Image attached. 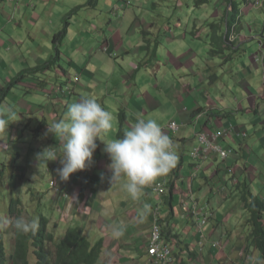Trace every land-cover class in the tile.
I'll return each instance as SVG.
<instances>
[{"label": "crops", "instance_id": "0c3cea01", "mask_svg": "<svg viewBox=\"0 0 264 264\" xmlns=\"http://www.w3.org/2000/svg\"><path fill=\"white\" fill-rule=\"evenodd\" d=\"M99 1L0 0V90L24 72L0 100V109L7 110L0 118L16 125L1 132L0 141L14 142L33 125L31 147H53L60 157L62 143L48 126L66 118L69 104L91 96L113 115L105 141L122 138L137 115L162 127L175 121L178 131L167 135L177 145V163L133 200L123 180L109 183L110 160L97 140L93 165L60 180L65 196L50 187L41 203L30 204L83 226L92 243L102 239L95 264H153L147 245L154 210L163 238L173 248L172 264H264L248 239L251 214L244 199L249 189L264 200V24L262 29L259 25L264 0H214L199 8L156 0L151 9L150 0H140L132 20L127 18L133 5ZM64 27L65 36L54 39ZM56 50V64L45 68ZM72 77L77 80L73 93L79 94L67 99L62 88L69 87ZM50 89L48 100L36 98ZM201 131H218L221 145L233 153L226 160L213 154L194 160L189 153ZM38 141L43 145L38 147ZM48 166L60 179V159ZM158 182L162 194L154 191ZM32 183L39 188L36 177ZM205 211L208 219L201 224ZM50 220L56 221L54 214ZM113 226L123 227L118 238L111 234ZM216 241L220 246L213 247Z\"/></svg>", "mask_w": 264, "mask_h": 264}, {"label": "clouds", "instance_id": "9594fccd", "mask_svg": "<svg viewBox=\"0 0 264 264\" xmlns=\"http://www.w3.org/2000/svg\"><path fill=\"white\" fill-rule=\"evenodd\" d=\"M132 2L133 0L128 5L121 3L120 6L126 7ZM228 39L233 40V36L230 35ZM0 112L3 110L0 109ZM8 115L11 116L10 109ZM8 124V120L0 118V132H6ZM112 127V113L105 110L95 97H82L68 105L65 119H60L47 128L62 143V155L57 157L54 148L48 147L37 155V160L47 166L49 161L60 159L62 167L57 169V173L61 180L67 181L71 174L93 165V154L98 146L96 141H102L110 160L107 165L110 172L109 183L123 180L122 187L127 194L131 199L139 200L145 187L167 175L175 167L178 149L167 135L173 133L165 132L157 120L137 115L135 123L124 132L122 138L105 141L102 137ZM9 226L21 233H35L39 228V219L18 217L14 222L9 219L0 220V230ZM111 234L118 238L123 234V227L113 226ZM216 242L219 244L213 247L220 246V242Z\"/></svg>", "mask_w": 264, "mask_h": 264}, {"label": "trees", "instance_id": "16d2710c", "mask_svg": "<svg viewBox=\"0 0 264 264\" xmlns=\"http://www.w3.org/2000/svg\"><path fill=\"white\" fill-rule=\"evenodd\" d=\"M122 3L124 0H120ZM186 5L192 4L193 7L199 8L204 5L215 3L214 0H185ZM154 6L156 5V0H150ZM80 6L76 8L71 13L75 12L77 9H81ZM69 15L64 18L65 26H67V19ZM66 34V28L64 27L62 32H58L54 39L63 38ZM227 36V34H226ZM58 51L53 54V58H57ZM43 68L36 67L34 70L28 71L33 72ZM25 72V73H28ZM24 76V72H21L19 75L14 77L0 93V96H5L9 90L14 86L19 78ZM2 98L0 97V100ZM119 120H123V117L120 116ZM39 128V126L37 127ZM230 150L227 158L233 153L232 148H226ZM226 158V159H227ZM225 159V160H226ZM46 174H49V185L56 192L63 194L65 196V191L60 187V180L51 173V168L47 165ZM50 187L48 189H50ZM40 188V187H39ZM37 188V189H39ZM22 189V188H20ZM31 189L29 186L26 189L28 191ZM36 189V188H33ZM42 189L43 191H41ZM36 193L30 192V201L42 202L43 195L48 189L40 188ZM247 194L244 197L246 206L251 214V217L248 219V223L251 225L250 234L248 239L253 243L259 252L262 260L264 261V200L259 198L257 195L253 194L249 189L246 190ZM35 218L39 219V228L35 233H21L17 231L13 226L11 233L13 234V242L9 246L6 245L5 236L0 232V264H95L98 260L101 249H102V239H98L95 242H91L84 232V228L81 225H70L64 221L63 217L60 214V218L57 213V220L52 224L50 220L52 212L49 214L50 218L42 212V208L39 205L36 210ZM157 219H154L152 213V222L151 227L154 221L160 224L158 210ZM25 208L22 207V202L19 197L10 196L8 201V217L9 220L15 221L18 217H25L26 214ZM30 214V213H28ZM30 216V218H33ZM2 220V219H0ZM52 224V225H51ZM57 226L58 232L51 230L50 226ZM161 227V225H160ZM59 229L62 230L60 233ZM151 231V229H150ZM60 233V237L58 234ZM161 235L162 228H161ZM148 253V252H147Z\"/></svg>", "mask_w": 264, "mask_h": 264}, {"label": "rangeland", "instance_id": "374dc122", "mask_svg": "<svg viewBox=\"0 0 264 264\" xmlns=\"http://www.w3.org/2000/svg\"><path fill=\"white\" fill-rule=\"evenodd\" d=\"M101 3H103V0L99 1V5H101ZM142 3L143 2H140V0H134L132 2L131 5L133 6L129 7V10H132V17H129L127 19H131V20L133 19L138 5ZM185 5H186L185 0L179 1L180 7H183ZM147 7L151 9L150 2L147 3ZM149 14L155 15V12H151ZM174 17H176L175 14L172 17V20ZM68 20H69V17H68ZM263 24H264V20H261L259 23L260 29H262ZM76 39L77 37L73 34L72 40H76ZM251 44L253 46L252 48L256 49V45L254 41H252ZM77 48H78V53H80L82 49V44H80ZM62 52H64V50H62ZM56 62H57V58H53V55H52L51 59L48 60V62H46L43 66L45 68H47L50 65L54 66ZM64 80H65V77H64ZM76 82L77 80L75 79V77H72L69 87H66V85H63L62 93H64L66 90L67 93L65 94V96H67V99H69L70 97L76 98L77 94H79V93H76V94L73 93L74 85ZM46 87L47 86H44V85L42 86V88H46ZM36 88H39L38 84L36 85ZM2 91L3 89L0 90V93ZM47 93L45 94V91L39 92L40 96H37L36 98L38 99L42 98L43 100H48L53 93H52V90L47 91ZM47 95H48V98L46 97ZM0 97L3 99L5 96H0ZM10 97L6 99L8 100L7 102L11 100ZM7 102L4 104V109L7 107ZM9 104H12V103L9 102ZM6 112L7 110L3 113L6 114ZM38 120H40V118H38ZM8 125L9 127H7L6 132H8L9 128H11L12 126L16 127V125H12L10 122ZM36 125L38 126L39 123H37ZM34 127L35 126L33 125L29 126V128H27L28 132L26 133V135L24 134V132H22L23 137H20L21 132H19L18 134L19 138H15L14 142H11L6 139L5 140L6 143L2 144L0 141V219H10L8 217V201H9L10 196L19 197L21 199L22 207L25 208V210L27 211L25 214V217L30 218V216L31 217L36 216L37 212L35 210L39 205L30 204L29 200H32L30 197V192L36 193L37 191H39L40 188L48 189L50 187L49 175L46 174V170H45L46 164L37 160V155L45 148L40 147L41 150L36 151L35 149L31 147V145L34 146V143H32L33 141L32 129ZM19 142L21 143V145L19 144ZM36 145L39 147V145H43V142L38 141ZM1 148L3 149V151L1 150ZM12 149H14L13 152H11ZM30 153H33L34 155L29 156L28 154ZM34 161H36V164H34ZM33 177H36L38 179V184H39L38 186L40 187L39 189H37L38 187L35 185L36 183L30 184V181H32ZM159 183H161V185L163 186L162 182H159ZM20 185L22 186V189H20L21 187L17 188ZM29 186L31 187V189H29L28 195H27V193L25 192V189H27ZM33 188H36V189H33ZM40 190L43 191L42 189ZM51 212H53L54 217L57 220V212L52 211L50 208H47L46 214L49 215ZM12 229L13 228L11 227L10 228L7 227L6 229L0 230V232L3 233V235L5 236V241H6L7 246H9L10 243L13 242V234L11 233ZM50 229L51 230L54 229L55 232H58L57 226L55 225L50 226ZM59 231L60 233H62L61 229H59ZM60 233L58 234V237L61 236Z\"/></svg>", "mask_w": 264, "mask_h": 264}, {"label": "built area", "instance_id": "2783aa9c", "mask_svg": "<svg viewBox=\"0 0 264 264\" xmlns=\"http://www.w3.org/2000/svg\"><path fill=\"white\" fill-rule=\"evenodd\" d=\"M123 4H130L131 0H124ZM179 125L175 121H170L163 130L167 133H174L178 129ZM197 146H195L190 151V156L196 160L201 161L206 154H213L217 156L220 160H225L230 153L229 149L224 148L221 145V135L218 131H201L196 135ZM197 169L200 168V164H197ZM164 186L161 183L155 185L154 191L162 194L164 192ZM194 207V212L196 215L200 211L196 210ZM154 219H157V211L153 212ZM208 211H205L202 215L201 224L207 221ZM219 243L214 242L212 246H217ZM148 255L151 257L153 264H172L173 262V249L172 246L164 241L161 235V227L156 221L153 222L150 238L147 247Z\"/></svg>", "mask_w": 264, "mask_h": 264}]
</instances>
